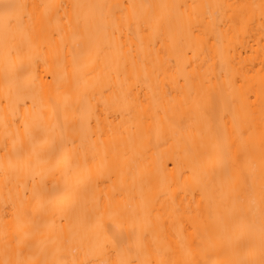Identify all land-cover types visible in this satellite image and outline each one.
I'll return each mask as SVG.
<instances>
[{
    "label": "bare ground",
    "instance_id": "1",
    "mask_svg": "<svg viewBox=\"0 0 264 264\" xmlns=\"http://www.w3.org/2000/svg\"><path fill=\"white\" fill-rule=\"evenodd\" d=\"M5 3L26 4L29 11L36 5L37 12L44 5H61L59 14L67 11L76 30L69 33L64 26L62 54L60 40L53 37V47L45 45L41 55L35 37L13 28L6 32L0 21V260L5 258L6 240L15 244L14 237L30 244L41 260L84 258L98 230L94 191L109 234L118 233L121 225L127 230L142 201H152L162 212L173 199L181 205L198 204L196 226L210 234H219L220 218H228L233 201L258 214L264 0H0V5ZM50 12L54 21L56 9ZM122 14L130 20H161L155 33L141 25L143 51L134 38L136 24H125ZM241 17L248 21L246 31L238 41L225 40L221 55L213 43L216 32ZM190 20L203 21L196 33L188 32ZM213 23L219 25L215 31ZM205 26L211 39H205ZM150 35L160 50L159 88ZM129 43L134 53L149 60L144 67L137 62L134 76L129 65V79L121 86L123 71L118 81L114 69L126 59ZM96 44L105 46L112 62L113 87L107 92L101 91L99 81L108 70L99 62L94 72L81 75L91 62L88 46ZM70 48L78 57L85 53L75 71ZM57 64L56 82L49 84ZM137 100L144 105L143 119ZM238 128L248 130L247 157L241 154L233 161L224 131L235 157ZM26 156L31 167L25 166ZM105 193L113 202L111 219L104 209ZM21 200L30 219L13 217L12 204L19 206ZM190 223L185 217L166 225V240L174 252L165 253L161 246V254L182 258L179 243L185 236L191 240ZM258 242L257 225V247Z\"/></svg>",
    "mask_w": 264,
    "mask_h": 264
},
{
    "label": "snow or ice",
    "instance_id": "2",
    "mask_svg": "<svg viewBox=\"0 0 264 264\" xmlns=\"http://www.w3.org/2000/svg\"><path fill=\"white\" fill-rule=\"evenodd\" d=\"M0 7L3 8V15L0 17V21H2L6 32L10 28H13L29 33L35 37L33 43L39 49L41 55L44 52L45 45L49 48L53 47L55 43L53 37H57L60 40L59 51L62 54L64 48V26H67L69 33H74L76 30L74 24L69 19L67 11L62 15L59 14L61 5H44L42 6L44 9L42 12L36 11V8L39 6L33 5L32 10L29 11L28 5L20 3H5L0 5ZM63 7L66 8V6ZM196 7V5L192 6L193 9ZM53 8L57 12L54 21L50 12ZM109 8L119 9V6L109 5ZM119 10L122 11V9ZM194 15L195 13H193ZM261 18V28L264 29V5H261ZM121 20L128 25L132 23L136 24L134 38L138 42V49L140 51H143L145 47V38L141 25L144 24L147 29L155 33L161 24L159 18L153 19L149 17L147 20L141 21L133 17L130 20L126 14H122ZM202 23V20H190L188 24L189 34L196 33ZM247 26L248 21L241 17L239 21H233L228 29L216 32V39L213 40V43L217 46L221 55L224 53V41L228 40L231 43L233 40H240L241 33L246 31ZM218 28L219 25L212 24L214 31ZM204 31L205 39H211L210 36H207V26H205ZM149 44L151 45L150 53L152 51L156 53L157 63L153 64L152 70L157 78L156 87L159 88L160 72L158 70V61L160 50L155 49V42L151 35L149 36ZM79 47L80 45L77 43V48ZM104 47L99 44L88 46L86 55L91 58V62L85 66L87 67V71L81 72V75L87 76L91 72H94L97 62H99L104 69L108 70L105 72V79L99 81L101 91L107 92L113 87L110 76L113 69H110L112 62L104 51ZM120 48H124L123 43L120 44ZM69 51L73 70L75 71L79 67V58L83 57L85 53H81L80 57H78L77 53L73 52L71 48ZM261 52L264 53V49ZM125 56L126 59H124L123 64H117L114 69L118 81H120V74L123 71L124 76L121 86L126 84L129 79V65H131L132 75L134 76L136 75L137 62L140 63L141 67H144L149 60V57H141L137 53H134L131 43L128 44ZM44 62L47 71V61L45 60ZM260 63L261 67L264 68V54L261 55ZM60 67L61 65L57 64L56 67L51 69L52 80L47 81V83L52 84L56 82L57 71ZM63 67L66 68V65ZM240 68H243V64L240 65ZM145 75H147V71H145ZM236 78H240L239 70L237 71ZM261 93L264 94V79L261 81ZM126 94L130 95V90ZM248 98L251 99L250 93ZM136 103L140 107L141 118H145L143 116L144 105L139 100ZM99 125L100 118L98 116V130ZM25 127L27 128V125ZM247 131V129L241 128L236 130V135L233 137V140L237 142L235 157L230 153L231 142L228 139L227 129L224 131L225 148L229 150L227 154L233 161L241 154L247 157V147L245 145V132ZM100 134H103L102 131ZM261 145V184L258 214L257 210L244 207L243 205L237 207L236 202L233 201L232 207L227 210L228 218H220L221 230L219 234H210L207 230L202 231L196 226V221L200 218L198 204L195 206L192 204L181 205L177 204L174 199L169 206L164 208L163 212L155 208L152 201H142L139 208L134 210V218L129 222L127 230L121 225L118 233L109 234L108 229L104 226L105 211L100 210V197L94 191L93 195L96 198L97 209L99 211V215L97 216L98 230L92 237L91 247L85 251L84 258H74L71 261L60 258H45L41 260L32 254L30 244L14 237L15 244L6 240L5 258L0 260V264H264V135H262ZM24 163L26 167H31V157L26 156ZM253 173L254 169L250 170L249 175L251 176ZM97 183L99 182L97 181ZM113 195H115V190L113 191ZM24 199H28L27 190H25ZM104 199V209L107 210V214L111 219L113 216L112 198L105 193ZM12 214L17 220L21 216L30 219V214L24 200H21L19 206L16 203L12 204ZM32 214L34 215V210ZM185 217L191 221L188 226L193 230L192 238L188 240L185 236L180 241L179 247L182 250L181 259H169L166 254H161V246L164 247L165 253L174 252V249L166 240V225L183 221ZM257 225L259 236L258 247L256 243ZM25 249H27V252ZM153 255H155V259H153ZM89 256L92 258H89Z\"/></svg>",
    "mask_w": 264,
    "mask_h": 264
}]
</instances>
